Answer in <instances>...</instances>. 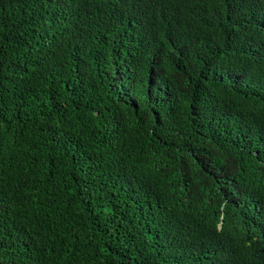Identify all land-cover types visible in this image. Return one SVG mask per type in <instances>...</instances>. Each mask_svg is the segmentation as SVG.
Wrapping results in <instances>:
<instances>
[{"label": "trees", "instance_id": "1", "mask_svg": "<svg viewBox=\"0 0 264 264\" xmlns=\"http://www.w3.org/2000/svg\"><path fill=\"white\" fill-rule=\"evenodd\" d=\"M0 264H264V0H0Z\"/></svg>", "mask_w": 264, "mask_h": 264}]
</instances>
